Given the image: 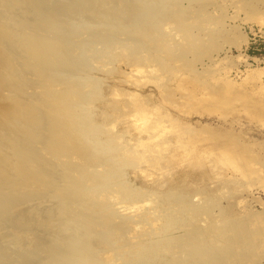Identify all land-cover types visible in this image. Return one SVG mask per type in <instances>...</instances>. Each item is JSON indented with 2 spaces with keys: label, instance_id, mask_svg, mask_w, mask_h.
<instances>
[{
  "label": "bare ground",
  "instance_id": "1",
  "mask_svg": "<svg viewBox=\"0 0 264 264\" xmlns=\"http://www.w3.org/2000/svg\"><path fill=\"white\" fill-rule=\"evenodd\" d=\"M64 1L0 0L1 11H4L0 13V264H155L157 261H163V264L221 263L226 259V255L217 247L210 246L213 241L220 244L216 241V235L212 241L200 228H195L184 240L180 239L182 242H176L178 238L175 236H166L175 229L177 222L184 221L187 212L189 215L200 214V217L201 214H208L196 206L200 199L195 202L193 197L187 200L181 198L184 201L182 202L178 201L179 194H162L152 197L153 199L151 196L141 198L139 191L132 190L124 179L123 169L115 165L119 164L118 159L125 154L122 152L124 149L118 147L121 153L115 151L114 156L113 149H103L104 143L100 141L99 132L90 119V104L97 95L95 84L93 86L90 81L89 84L82 85L81 89L79 86L81 87L84 74H76L71 83L70 78L66 77V74L73 70V66H78L77 59L83 55L88 56V53L91 63H103L101 65L104 67L108 65L110 59L107 61L105 52L100 54L97 48L100 40H103L102 43L105 41L100 35L103 30L97 33L96 28L99 27L100 30L109 27L106 29L108 31L113 26L118 27L119 20L124 17L122 27H132L131 31L152 34L154 23L157 27L168 19L166 14H161L160 8L158 13L154 10V3L165 0ZM165 4L163 7L171 5ZM174 4L176 6L177 3L173 2V6ZM15 10H18L19 14L15 13ZM30 12H35V18H39L38 23L27 21L30 18L28 15L33 16ZM64 16L71 23L68 24V30L73 27L74 22L77 24V20L85 21L87 27L89 26L88 30L92 28L93 31L91 26H98L95 28L96 34H91L94 38L91 36L89 40L81 41L71 49L76 54L72 57L74 65L71 69L66 66L68 58L62 53L68 48L62 45L60 47L53 38H47L51 31L48 35L43 33L49 27H55ZM154 17L157 19L150 24ZM106 30L104 31L107 32ZM108 32L116 39L128 42L129 38L122 36H129L127 33L110 30ZM174 32L164 38L166 43L163 44L161 35H155L152 40L159 37V42L155 41L157 46L153 47H165L168 43L171 45L177 33ZM108 34L103 36L107 38ZM23 42L35 47V52L27 53ZM105 44L110 50L109 43ZM132 53L142 59L139 47ZM55 71L58 72L57 78ZM90 78L88 77L89 80L94 79ZM135 94L140 98L138 93H133L134 96ZM142 113L141 115L140 112L139 122L146 121L144 117H147V114ZM144 113L146 116H143ZM154 121L151 126L154 129L151 128V132L163 128L158 127L163 126V121ZM182 123L186 125L183 126L186 129L187 123ZM164 130L163 128L160 131L161 135H164ZM108 135L104 141L106 148L111 139L110 134ZM160 136L157 134L154 142L159 140ZM163 137L161 136L162 139ZM163 140L161 143L166 142ZM137 141L142 143L144 139L139 138ZM152 155L154 157L156 154ZM157 158L160 159L158 156ZM113 162L116 163L113 165ZM152 164L154 165L153 162ZM120 165L125 166L124 163ZM208 197L213 198L211 195ZM47 201L51 202L50 206L46 204ZM213 201L214 204L217 203V200ZM200 219L196 221L200 222ZM231 229L230 233L236 228L232 231ZM239 231L240 234L243 232L240 229ZM223 234L220 236L222 239L227 232ZM233 240L220 241L224 242L223 245L226 243V246L229 244L233 248Z\"/></svg>",
  "mask_w": 264,
  "mask_h": 264
},
{
  "label": "rangeland",
  "instance_id": "2",
  "mask_svg": "<svg viewBox=\"0 0 264 264\" xmlns=\"http://www.w3.org/2000/svg\"><path fill=\"white\" fill-rule=\"evenodd\" d=\"M68 2L69 0H66V3ZM158 2L154 3V10L158 13L160 8L161 14H166L168 19L156 27L153 21L157 18L154 17L150 22L154 23L152 34L131 31L132 27H122L124 17L119 20L118 27L113 26L109 30L127 33L129 36L121 35L129 38L128 42L108 34L109 30L106 29L109 27L99 30L98 26H96L98 28L91 26L94 28L93 31L96 28L97 33L103 30L100 35L105 41L102 43L103 40H100L97 48L100 54L105 52L107 61L111 60L107 66L105 65L107 68L101 65L103 63H91L89 53L88 56L83 55L77 59L78 68L73 66L72 57L76 54L71 49L90 38L91 34H96L92 28L88 30L89 26L87 27L85 21L77 20V24L74 22L73 27L68 30V24L71 23L64 16L55 27H49L43 33L48 35L51 31L47 38H53L60 47L62 45L68 48L62 53L69 59L66 66L70 69L73 66V70L62 74L70 78V83L76 74L80 76L84 74L79 88L82 89V85L85 86L90 81L93 86L95 84L97 95L90 104V119L99 132L100 141L104 143L103 149L106 151L113 149V156L119 152L118 147L126 150L125 152L122 149L125 154L118 159L119 164H115L116 162L112 164L123 169L124 179L130 184V188L139 191L141 198L151 196L153 199L152 197L162 194L166 196L179 194L181 197H177L178 201L182 202L184 201L181 198L187 200L193 197L195 202L200 199L197 204L195 202L191 204L195 203L200 211L208 212L204 216L201 214V217L200 214L189 215L187 212L184 221L177 222L175 229L166 236L172 238L175 236L178 238L176 242H182L192 229L200 228L208 238H212V241L216 235L219 239L216 241L222 244L220 246L215 241H211L212 244L209 242L210 246L217 247L226 255L225 260L214 264H264V0ZM173 2L177 3L176 6L175 4L173 6ZM163 3L171 5L163 7ZM16 12L19 14L18 10H15ZM30 13L33 16L28 15V18L31 20L33 17L36 20L27 21L38 23L39 18H35V12ZM174 31L177 33L171 45L168 43L165 47L160 45L161 48L153 47L157 46L155 41L159 42V37L152 40L155 35H161L163 44L166 43L165 37H169ZM105 42L109 43L110 50ZM23 44L27 53L35 52V47L27 45L26 42ZM136 47L140 48L142 59L132 53ZM140 68L144 69L139 70ZM55 76L57 78V71ZM87 76L94 79L89 80ZM133 93H138L140 98ZM142 105H146L148 110ZM135 108L138 111L134 112ZM140 112L141 115L142 112L147 114V117H144L146 121H143L145 123L142 120L139 122ZM133 113L138 114V120ZM157 118L164 122L163 126H158L165 129V133L162 132L164 135L160 133L163 128H159V131L157 128L155 132L150 131L154 129L151 126L154 120V123L158 121ZM182 122L187 123L186 129ZM145 128L149 130V134ZM156 132L158 136H164V140L161 136V139L158 137L160 141H157L160 143L154 142L157 138ZM107 133L111 139L106 148L104 141L109 136ZM146 135L150 139L153 137V143H149L150 139L148 138V141ZM139 138H143L145 143L144 141L139 143L137 141ZM161 140L167 143H161ZM155 143L158 145H154ZM152 154H156L160 159L156 155L154 158ZM135 156L137 157L134 158ZM122 163L125 166L122 167L120 165ZM210 195L213 198L208 197ZM213 199L215 202L217 200V203L214 204ZM46 204L51 205V202L47 201ZM197 218L200 222L196 221L199 220ZM231 228H239L243 232L240 234L239 229L232 231ZM225 231L227 234L223 240L220 236L225 234ZM230 239L235 244L233 248L229 244L226 246V243L223 245ZM134 241L137 242L136 238ZM162 262L157 261L155 264H163Z\"/></svg>",
  "mask_w": 264,
  "mask_h": 264
}]
</instances>
